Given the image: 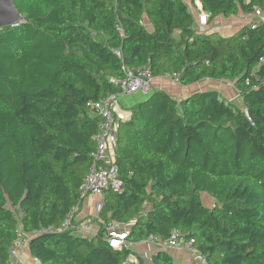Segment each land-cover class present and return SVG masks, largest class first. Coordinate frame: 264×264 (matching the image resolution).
<instances>
[{
	"label": "trees",
	"instance_id": "1",
	"mask_svg": "<svg viewBox=\"0 0 264 264\" xmlns=\"http://www.w3.org/2000/svg\"><path fill=\"white\" fill-rule=\"evenodd\" d=\"M195 1L207 23L264 13V0ZM12 2L20 23L0 28V264L19 232L38 264H182L129 247L174 229L200 264H264V23L220 37L195 28L184 0ZM145 66L182 87L228 82L240 109L215 92L120 97L130 113L113 143L120 190L105 192L94 236L61 232L95 149L89 103L119 91L109 79L123 67ZM112 225L125 247L105 242Z\"/></svg>",
	"mask_w": 264,
	"mask_h": 264
},
{
	"label": "built area",
	"instance_id": "2",
	"mask_svg": "<svg viewBox=\"0 0 264 264\" xmlns=\"http://www.w3.org/2000/svg\"><path fill=\"white\" fill-rule=\"evenodd\" d=\"M196 6V22L199 26H205L208 15L202 11L198 1L194 2ZM262 11L254 8L252 17L257 19L252 22L251 27H255V23H263L264 17L260 18ZM259 20V21H258ZM263 21V22H262ZM263 62V60H261ZM124 76L121 80L109 79L113 86L118 87L119 91L109 94L100 101L89 103L92 108L93 115L100 118L98 124V132L93 136L95 149L91 153V166L87 175L84 177L79 187V200L73 206L60 226L61 232H68L77 237L90 238L94 236L98 230V223H101L99 215L104 207V196L106 191H119L121 180L118 177V165L115 162L113 153V143L115 134L120 126V122L126 120L130 113L121 111L119 106V98L130 96L134 93L141 92L146 94L150 91L152 77L148 67H140L135 69H127L123 67ZM172 83L177 84L175 76L164 77ZM264 84V78L261 80ZM249 85V81L246 82ZM247 114L246 112H244ZM92 204L89 205V202ZM90 208L89 213H84V209ZM42 233H52L53 229L48 228L40 231ZM38 234V233H35ZM32 235L18 233L16 240L13 242L8 252L7 264H19L22 253L27 249L28 243ZM105 242L113 249H120L126 246V230L117 229L116 226L107 227L104 236ZM148 244L154 247V250L176 251L186 248L192 253H196L192 247V241L185 242L181 239L180 233L174 229L170 238L163 242L156 237H150ZM132 245H129L131 247ZM126 262L136 264L137 260L130 255Z\"/></svg>",
	"mask_w": 264,
	"mask_h": 264
},
{
	"label": "crops",
	"instance_id": "3",
	"mask_svg": "<svg viewBox=\"0 0 264 264\" xmlns=\"http://www.w3.org/2000/svg\"><path fill=\"white\" fill-rule=\"evenodd\" d=\"M251 16V17H250ZM218 18H223L221 16H219ZM231 18H223L221 23L222 26L224 27V29L222 30H218L217 27L212 26V22L207 23L205 26H199L198 23H195V28L200 32V33H208L211 32L213 29V31L218 32V33H229L232 28H240L241 25H245L247 23L246 20H248L249 24L250 22H253L255 19L252 17V15H239L237 17H234L233 19L235 20V22L232 24L230 23ZM232 19V20H233ZM240 22V23H238ZM146 26L151 29L150 25L146 23ZM151 87L154 90H161L164 91L165 93H167L168 95H170L172 98H174L175 100L179 101L182 100L183 98H187L190 97L191 93H217V94H222V96H224V99H226L227 101H229L230 103L234 104L240 101L239 96L237 95L236 90L232 87L231 84H229L228 82H214V81H203L201 83H197L191 87H182L178 84H173L172 82H170L167 79H157V80H153L151 83ZM230 99V100H229ZM120 102L124 105H126V99L125 98H120ZM121 108V107H120ZM89 204H92V202L90 201ZM90 212V210L88 211V213ZM131 250L134 253H137L140 257H142L145 261H149V258L151 257V255L154 253V247L150 244H148L147 242H143L137 245H132L131 246ZM174 255H171L172 258L174 259V261H179L181 259H187V254L183 253L182 251H177L174 252ZM182 264H190V263H183L180 262ZM19 264H38L37 261H35L34 259H32L28 253L27 250H25L20 259H19Z\"/></svg>",
	"mask_w": 264,
	"mask_h": 264
},
{
	"label": "rangeland",
	"instance_id": "4",
	"mask_svg": "<svg viewBox=\"0 0 264 264\" xmlns=\"http://www.w3.org/2000/svg\"><path fill=\"white\" fill-rule=\"evenodd\" d=\"M185 1V3L187 4V6H188V8H189V10H190V12L192 13V15H193V17H194V19H195V22H196V19H197V15H196V6L194 5V4H192L191 2H190V0H184ZM251 17V16H250ZM262 17H264V13L262 12V15L260 16V18H262ZM222 19L223 18H214L213 19V24H212V26H215V27H217V29L218 30H222V29H224V27L222 26V23H221V21H222ZM233 19V18H232ZM230 20V23H234L235 22V20L233 19V20ZM264 19V18H263ZM247 21V23H248V20H246ZM257 21V19L255 18V21L254 22H256ZM259 21V20H258ZM223 22V21H222ZM263 22V21H262ZM238 23H240V22H238ZM246 23V24H247ZM264 23V22H263ZM238 29V28H237ZM236 28L234 29V28H232V30L229 32V33H218V36H220V37H225V36H227V35H230L231 33H234L236 30H237ZM214 30V29H213ZM212 30V31H213ZM214 32V31H213ZM173 37L174 38H177L178 36H177V34H174L173 35ZM219 95V98H223L224 99V96H222V94H218ZM230 100V99H229ZM233 106L235 107V108H239L240 109V105H239V102H237L236 101V103H234L233 104ZM121 111H123V112H125V111H127V109H122L121 108ZM203 199H204V203L205 204H207V205H212L213 203H214V201H211V200H208L206 197H203ZM90 205V204H89ZM90 210V208H89V206H88V208H86V209H84V213H88V211ZM178 251H182L184 254L186 253L188 256H187V259L185 260V259H181L180 260V262H183V263H185V262H187V263H190V264H200L199 263V260L197 259V255L194 253H192L191 251H188L186 248H180ZM171 255H174L175 253H174V251H170L169 252Z\"/></svg>",
	"mask_w": 264,
	"mask_h": 264
},
{
	"label": "water",
	"instance_id": "5",
	"mask_svg": "<svg viewBox=\"0 0 264 264\" xmlns=\"http://www.w3.org/2000/svg\"><path fill=\"white\" fill-rule=\"evenodd\" d=\"M20 19L12 0H0V28L16 26Z\"/></svg>",
	"mask_w": 264,
	"mask_h": 264
}]
</instances>
